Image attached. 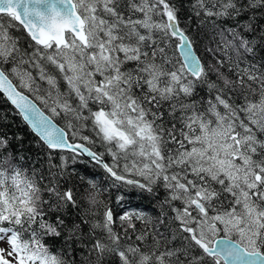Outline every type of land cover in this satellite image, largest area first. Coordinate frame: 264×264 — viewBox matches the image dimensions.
<instances>
[{"label":"snow or ice","instance_id":"1","mask_svg":"<svg viewBox=\"0 0 264 264\" xmlns=\"http://www.w3.org/2000/svg\"><path fill=\"white\" fill-rule=\"evenodd\" d=\"M0 100V264H264V0H0Z\"/></svg>","mask_w":264,"mask_h":264},{"label":"trees","instance_id":"2","mask_svg":"<svg viewBox=\"0 0 264 264\" xmlns=\"http://www.w3.org/2000/svg\"><path fill=\"white\" fill-rule=\"evenodd\" d=\"M4 116L7 117V122L3 124L2 130L3 132L8 133L10 136H20L22 138L23 149L25 155H33L37 149L32 145L34 140L33 134L29 131L26 124H24L21 118L15 114L14 110L11 108L6 101L0 100V118ZM62 123V122H61ZM19 142L13 143V148L18 147ZM109 162H110V158ZM75 168L79 171L80 175H87L90 179H95L98 184L108 185L110 184L109 178L100 168H94L92 165H70V171ZM73 184L80 183L79 176H74L72 180ZM121 192H124L127 196V202L125 207L129 209H139L146 212L149 215H153L156 213V207L153 203V199L147 193H141L137 189H127L126 187H122L120 189ZM111 201L112 205L115 206V198L118 195L116 189H110L109 192L105 193ZM86 206V205H85ZM69 216L68 220L71 223V218L75 215V210L69 208ZM139 226V225H138Z\"/></svg>","mask_w":264,"mask_h":264}]
</instances>
